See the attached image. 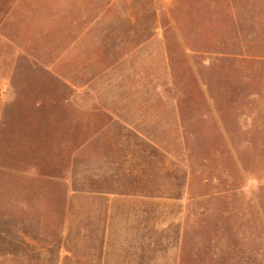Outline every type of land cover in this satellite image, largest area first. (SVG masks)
I'll return each instance as SVG.
<instances>
[{"label": "rangeland", "instance_id": "obj_1", "mask_svg": "<svg viewBox=\"0 0 264 264\" xmlns=\"http://www.w3.org/2000/svg\"><path fill=\"white\" fill-rule=\"evenodd\" d=\"M173 18L179 39L146 58L150 26ZM132 45L145 65L136 58L106 78L88 66ZM199 45L204 57L188 59L183 48ZM93 82L96 96L82 91ZM250 94L264 103V1L0 0V264H59L65 171L90 163L70 154L108 119L65 101L95 100L149 120L143 131L164 141L147 149L166 151L182 172L159 216V242L181 250L174 264H264V109L246 110ZM254 113L243 132L239 119ZM118 127L89 154L111 155ZM167 173L145 178L159 186Z\"/></svg>", "mask_w": 264, "mask_h": 264}, {"label": "crops", "instance_id": "obj_2", "mask_svg": "<svg viewBox=\"0 0 264 264\" xmlns=\"http://www.w3.org/2000/svg\"><path fill=\"white\" fill-rule=\"evenodd\" d=\"M247 1L261 3L264 0ZM156 25L155 28L150 26L145 35L146 58L153 59L159 52L162 53L164 49L162 51L161 48H165L170 39H179L178 25L174 18L171 21H160ZM143 40L142 38L139 42ZM211 42L209 43L213 45ZM133 47L134 45L118 55L110 65L98 67L96 62L92 61L88 66H91V70L96 74L102 75L103 71L106 78L120 66L136 58L145 65L144 49L140 57L138 52L137 55L132 52ZM206 49L199 45L191 49L184 47L183 51L188 59L194 57L198 60L199 52L203 54L207 52ZM193 69L197 71V68ZM103 80L104 78H100L96 83L102 85ZM118 82L124 84L122 79ZM96 83L93 82L88 91H82L98 95L96 93L102 89H97ZM248 99L254 104L246 110H254V107L264 109V103L258 102L256 94H250ZM65 103L89 114H105L108 119L96 132L84 138L70 154L72 160H79L82 155H86L87 162L90 163L89 167L84 165V170L83 166L79 165V171L83 173L74 172L72 166L65 171L71 188L69 194H65L63 198L62 219L65 221V228L62 231L61 245L56 246L58 263L174 264L176 254L181 250L173 245L167 246L164 239L159 242V237L165 236H159V233L165 230V225L161 223L164 220L159 222V216L165 215V204L172 203L167 201L166 191L170 190L173 194L172 190L181 188L182 172H175L174 160L166 157V151L147 149V146L151 145L150 142L164 141V138L143 131L144 125H149L146 118L122 119L119 113L106 108L99 100ZM2 108L0 105V112ZM247 116L242 117L241 121L239 119L241 129L245 133L252 129L255 113L249 119ZM113 125L119 126V132L110 140L111 155L98 159L89 154L87 149L90 144L103 137L105 131ZM192 139L191 136H179L174 140ZM158 152L163 154L160 158ZM148 163L156 174L169 171L168 179L166 177L159 186L146 180L145 175L150 171Z\"/></svg>", "mask_w": 264, "mask_h": 264}]
</instances>
